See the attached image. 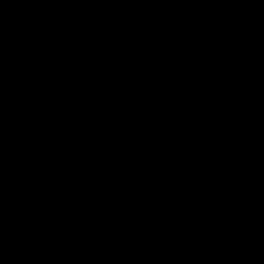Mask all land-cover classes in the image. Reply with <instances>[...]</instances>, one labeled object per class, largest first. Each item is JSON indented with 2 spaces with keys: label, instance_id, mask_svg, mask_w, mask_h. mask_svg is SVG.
<instances>
[{
  "label": "water",
  "instance_id": "obj_1",
  "mask_svg": "<svg viewBox=\"0 0 264 264\" xmlns=\"http://www.w3.org/2000/svg\"><path fill=\"white\" fill-rule=\"evenodd\" d=\"M0 264H264V0H0Z\"/></svg>",
  "mask_w": 264,
  "mask_h": 264
}]
</instances>
